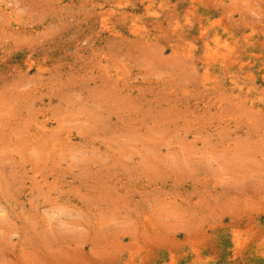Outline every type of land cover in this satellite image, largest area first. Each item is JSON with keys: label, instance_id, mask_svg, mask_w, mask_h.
<instances>
[{"label": "rangeland", "instance_id": "374dc122", "mask_svg": "<svg viewBox=\"0 0 264 264\" xmlns=\"http://www.w3.org/2000/svg\"><path fill=\"white\" fill-rule=\"evenodd\" d=\"M0 264H264V0H0Z\"/></svg>", "mask_w": 264, "mask_h": 264}]
</instances>
